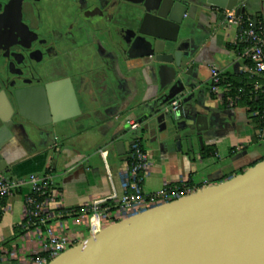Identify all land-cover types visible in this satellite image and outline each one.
I'll use <instances>...</instances> for the list:
<instances>
[{"label": "crops", "instance_id": "obj_1", "mask_svg": "<svg viewBox=\"0 0 264 264\" xmlns=\"http://www.w3.org/2000/svg\"><path fill=\"white\" fill-rule=\"evenodd\" d=\"M263 0H240L247 16L261 14ZM195 18L181 29L184 50L194 53V80H198L196 95L200 97L199 111L209 116L210 126L202 144L187 140L177 145L172 138L176 132L164 135L168 125L162 114H151L158 98L157 86L142 69L138 60L121 59L110 51L111 90L98 97L99 109H87L66 122L45 128L32 127L20 133L6 155L8 168L1 176L25 179L26 184L6 199L0 222V264H25L41 247L46 226L33 228L24 220V200L30 190V174H50L61 193L62 208L72 210L94 202L112 205L125 193V176L129 169L127 154L120 156L112 139L127 143L139 140L149 153L150 168L144 176V192H158L165 184L191 180L199 189L220 183L242 173L264 156V146L258 141V129L247 108L225 106L205 88L210 84V67H218L232 79L240 78L241 59L233 48L235 25L226 26L225 12L206 5L202 0ZM78 70H85L78 66ZM227 86V85H226ZM226 86H223L225 89ZM139 138H132L128 121L139 120ZM133 131V132H136ZM134 134V133H133ZM55 135L57 136L55 138ZM253 149V150H252ZM128 153V152H127ZM63 218V219H61ZM64 220L68 227L62 233L77 237L78 243L92 236L90 223L97 224L99 216L90 212L79 223L69 215L56 217L50 225ZM71 222V224H70ZM23 225V226H22ZM71 225V226H70ZM82 227L87 230L86 236ZM41 229L42 233L38 231Z\"/></svg>", "mask_w": 264, "mask_h": 264}, {"label": "water", "instance_id": "obj_2", "mask_svg": "<svg viewBox=\"0 0 264 264\" xmlns=\"http://www.w3.org/2000/svg\"><path fill=\"white\" fill-rule=\"evenodd\" d=\"M122 1L136 8L124 11L122 49L113 51L138 60L154 80L159 96L151 114H162L175 125L177 145L187 140L192 149L195 136L202 144L210 120L199 111L194 53L184 50L180 35L201 5L197 0ZM202 1L224 12L235 9L237 15L246 11L240 0ZM262 4L264 10V0ZM65 88L60 81L26 91L0 89V172L8 168L6 155L13 151V140L29 124L44 128L81 116L75 92L67 94ZM53 92L59 94L57 105ZM118 139L115 136L110 145L125 156L129 143ZM258 246L264 247V160L232 178L112 224L47 264H189L218 250Z\"/></svg>", "mask_w": 264, "mask_h": 264}, {"label": "flooded vegetation", "instance_id": "obj_3", "mask_svg": "<svg viewBox=\"0 0 264 264\" xmlns=\"http://www.w3.org/2000/svg\"><path fill=\"white\" fill-rule=\"evenodd\" d=\"M135 8L122 0H0V89L65 81L81 114L101 108L98 97L111 90L109 52L121 51L123 13Z\"/></svg>", "mask_w": 264, "mask_h": 264}, {"label": "built area", "instance_id": "obj_4", "mask_svg": "<svg viewBox=\"0 0 264 264\" xmlns=\"http://www.w3.org/2000/svg\"><path fill=\"white\" fill-rule=\"evenodd\" d=\"M225 24L226 26L235 25L234 46L244 48L242 53H238L242 63L241 74L252 80L255 91L264 92V16L260 14L256 16L237 15L233 9L225 12ZM223 81L221 70L216 66H211L210 93L225 105L237 107L238 97L228 96L231 83L223 89ZM176 104L174 102V105ZM128 127L130 131H136L140 127V122L130 120ZM258 138L264 140V127L258 128ZM127 156L129 169L125 176V193L112 205L101 206L91 202L66 211L62 208L61 193L54 178L50 174L44 176L30 174L27 179L30 190L24 200V220L30 227L37 229L46 226L47 228L41 247L34 251L25 264H47L78 243L76 236L68 237L62 233V230L68 227L64 220H60L56 225L49 224L57 216H72L75 218L74 223L77 224L81 216L94 212L99 216L100 221L97 224L90 223L89 230L92 234H96L112 224L154 207L179 200L199 190L195 185L178 186L166 183L162 190L146 193L142 184L150 168L149 153L143 149L139 140H134L129 144ZM185 182V180L182 181V183ZM25 184V179H12L0 175V201L7 199ZM38 232L41 234V229Z\"/></svg>", "mask_w": 264, "mask_h": 264}, {"label": "trees", "instance_id": "obj_5", "mask_svg": "<svg viewBox=\"0 0 264 264\" xmlns=\"http://www.w3.org/2000/svg\"><path fill=\"white\" fill-rule=\"evenodd\" d=\"M238 53L243 52V47L233 46ZM223 83L222 86H226L228 83H231V89L228 91V96L238 97V104L243 105L247 108V112L254 121L256 128L264 127V92L255 91L253 87V82L248 77H245L243 74H240L239 79H232L227 74H222ZM264 156L257 162H254L251 166L256 165L258 162L263 161ZM174 185L183 186V185H194L191 180H186L185 183L178 182ZM6 199L0 201V222L3 215V208L5 206ZM77 244V243H76ZM75 244V245H76Z\"/></svg>", "mask_w": 264, "mask_h": 264}, {"label": "bare ground", "instance_id": "obj_6", "mask_svg": "<svg viewBox=\"0 0 264 264\" xmlns=\"http://www.w3.org/2000/svg\"><path fill=\"white\" fill-rule=\"evenodd\" d=\"M189 264H264V247L218 250Z\"/></svg>", "mask_w": 264, "mask_h": 264}, {"label": "rangeland", "instance_id": "obj_7", "mask_svg": "<svg viewBox=\"0 0 264 264\" xmlns=\"http://www.w3.org/2000/svg\"><path fill=\"white\" fill-rule=\"evenodd\" d=\"M241 105H238L237 106V108H241L240 107ZM174 131H176V127H175V125L173 124V123H168V126H167V129L163 132V134L164 135H170L171 134V132H174ZM129 133L130 134H132V138L133 139H135V138H139L140 137V133H139V131H136V132H133V131H129ZM134 133V134H133ZM172 138H175V135L172 137ZM173 141H175V139H172ZM193 141H194V143H196L197 142V137L195 136L194 138H193ZM259 142V144H263V146H264V141H258ZM264 148V147H263ZM253 150V149H252ZM70 224H71V222H70ZM71 226V225H70ZM82 230H84V234H82V236L84 237V236H86V233H88V231L86 230L85 231V229L82 227Z\"/></svg>", "mask_w": 264, "mask_h": 264}]
</instances>
